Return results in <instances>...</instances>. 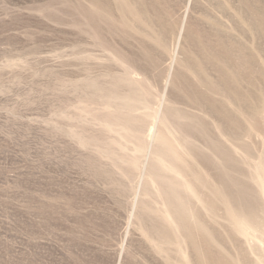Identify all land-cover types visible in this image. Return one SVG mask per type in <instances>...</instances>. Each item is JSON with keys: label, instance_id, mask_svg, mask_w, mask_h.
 <instances>
[{"label": "rangeland", "instance_id": "374dc122", "mask_svg": "<svg viewBox=\"0 0 264 264\" xmlns=\"http://www.w3.org/2000/svg\"><path fill=\"white\" fill-rule=\"evenodd\" d=\"M262 164L264 0H0V264H259Z\"/></svg>", "mask_w": 264, "mask_h": 264}, {"label": "bare ground", "instance_id": "6f19581e", "mask_svg": "<svg viewBox=\"0 0 264 264\" xmlns=\"http://www.w3.org/2000/svg\"><path fill=\"white\" fill-rule=\"evenodd\" d=\"M134 13V12H133ZM234 65V64H233ZM193 74V73H192ZM203 81V80H202ZM203 83V82H202ZM210 89V88H209ZM198 91V90H197ZM200 92V91H199ZM223 93V92H222ZM231 93V92H230ZM206 94V93H205ZM165 96H166V94H165ZM203 97V96H202ZM204 98V97H203ZM208 100V99H207ZM230 100V99H229ZM203 102V101H202ZM243 112V111H242ZM157 114H156V116H155V120H157V121H159L160 120V118H161V111H158V112H156ZM174 115V114H173ZM182 115V114H181ZM225 115V114H224ZM168 116V115H167ZM214 117V116H213ZM169 118V117H168ZM167 118V119H168ZM166 119V120H167ZM170 119H171V117H170ZM214 119H215V117H214ZM170 121V120H169ZM165 125V124H164ZM218 125V124H217ZM219 128V127H218ZM218 130V129H217ZM219 132V131H218ZM157 137H158V143L160 142L161 144H162V146H163V148H161V149H164L163 150V153H161V156L159 157L158 156V158H159V162L158 163H160V166H162V168L165 170V172L167 171V169H169V168H172L171 166H170V161H171V158L173 159V155L175 154V150H174V148H173V145L172 144H170V143H168L167 144V141H165L166 139H164L163 137H161V136H159V135H157ZM154 138V137H153ZM152 139V138H151ZM158 145V144H157ZM157 145H155V146H157ZM159 149V148H158ZM160 155V154H159ZM168 159V160H167ZM167 160V161H166ZM174 160V159H173ZM173 164V163H172ZM177 165V164H176ZM155 166V165H154ZM157 166V165H156ZM261 165H259V167H260ZM262 166H263V164H262ZM261 166V167H262ZM159 167V166H158ZM175 167H177V166H175ZM157 168V167H156ZM160 168V167H159ZM162 169V170H163ZM173 169V168H172ZM262 169L264 170V166L262 167ZM156 170V169H155ZM160 170V169H159ZM261 169H259V171H260ZM152 171V170H151ZM258 171V172H259ZM262 171V170H261ZM260 171V172H261ZM259 172V174L260 175H262V176H259L258 178L260 179L261 177H263V174L264 173H260ZM177 174H179L178 172H176ZM158 174V173H157ZM156 174V175H157ZM258 174V175H259ZM257 175V176H258ZM158 176V175H157ZM256 179V178H255ZM261 180V179H260ZM213 181V180H212ZM258 182L259 183H262L263 181L261 180V181H259L258 180ZM257 182V183H258ZM256 183V182H255ZM189 187V186H188ZM259 187V186H258ZM170 188H171V190H173L172 188V186H170ZM191 188V187H190ZM189 189V188H188ZM260 190V189H259ZM187 191V190H186ZM193 192V191H192ZM263 192V191H262ZM186 193V192H185ZM191 193V192H190ZM257 194V193H256ZM261 194V193H260ZM263 194V193H262ZM231 195V194H230ZM165 197V196H164ZM262 197V196H261ZM236 206V205H235ZM263 210V209H262ZM247 212V211H246ZM249 212V211H248ZM261 212V211H260ZM250 213V212H249ZM263 213V212H262ZM185 214V213H184ZM258 214V213H257ZM256 216V215H255ZM241 217V216H240ZM253 217V216H252ZM242 218V217H241ZM240 220V219H239ZM244 219L242 218V221H243ZM257 220H258V218H257ZM243 222H248V221H243ZM242 222V223H243ZM238 223V222H237ZM252 223V222H251ZM240 225V224H239ZM180 226V225H179ZM249 226H251V225H249ZM240 227V226H239ZM184 228V227H183ZM183 230V229H182ZM242 230V229H241ZM243 232H244V230H243ZM246 233V232H245ZM250 233V232H249ZM183 234H184V232H183ZM258 235V234H257ZM181 236H182V234H181ZM247 237V236H246ZM260 237V236H259ZM184 238V237H183ZM188 240V239H187ZM260 250V249H259ZM260 258V257H259ZM260 263L259 264H264V261H263V259H261L260 258ZM255 263V262H254ZM257 264V263H256Z\"/></svg>", "mask_w": 264, "mask_h": 264}]
</instances>
